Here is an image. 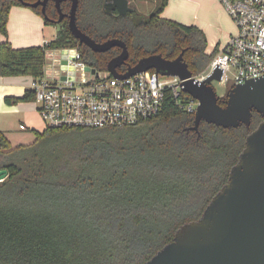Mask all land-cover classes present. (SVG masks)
I'll use <instances>...</instances> for the list:
<instances>
[{"label": "trees", "instance_id": "1", "mask_svg": "<svg viewBox=\"0 0 264 264\" xmlns=\"http://www.w3.org/2000/svg\"><path fill=\"white\" fill-rule=\"evenodd\" d=\"M35 2L36 0H25ZM169 0H158L148 15L138 9L120 15L104 12L105 0H79L77 24L97 42L118 38L138 57L151 54L175 59L183 52L193 75L209 65L202 29L162 16ZM130 5L134 7L131 3ZM18 0H0V74L45 76L49 50L78 48L82 60L98 71L121 52H95L76 39L68 19L57 20L54 2L44 18L59 25L43 45L16 48L9 39V17ZM71 3H62L65 13ZM126 68V67H124ZM127 69V68H126ZM125 70V69H124ZM126 71V70H125ZM8 104L34 101L30 89ZM184 90L168 94L154 118L124 127H46L30 144L13 146L0 130V264H143L185 223L202 217L213 197L228 183L248 135L263 121L253 111L250 126L224 128L202 121L179 103ZM225 99L220 104L225 106Z\"/></svg>", "mask_w": 264, "mask_h": 264}, {"label": "water", "instance_id": "2", "mask_svg": "<svg viewBox=\"0 0 264 264\" xmlns=\"http://www.w3.org/2000/svg\"><path fill=\"white\" fill-rule=\"evenodd\" d=\"M18 1L31 8L41 6L47 20L51 19L46 6L53 1L59 18L52 21L61 23L68 18L71 33L81 44L95 52L121 48L107 65V71L115 77H130L148 70L179 76L183 80V90L199 101L193 130L198 131L202 121L224 128L250 126L253 111L261 114L263 121L248 135L246 147L232 167L228 183L213 197L202 217L183 224L174 239L143 264H264V77L230 88L223 106L212 86V81L221 80L219 68L199 81L193 77L182 52L175 59H166L161 54L144 56L136 64L128 65L123 73L118 68L128 64L127 44L118 38L97 42L83 32L77 24L79 0ZM65 1L71 3L68 13L62 10ZM115 11L125 15L136 8L129 0H105L104 12L113 14ZM63 53L66 64L68 49H63ZM8 174L6 167L0 168V182Z\"/></svg>", "mask_w": 264, "mask_h": 264}, {"label": "built area", "instance_id": "3", "mask_svg": "<svg viewBox=\"0 0 264 264\" xmlns=\"http://www.w3.org/2000/svg\"><path fill=\"white\" fill-rule=\"evenodd\" d=\"M219 2L237 31L217 50L205 71L193 77L205 80L219 68L222 71L219 82L226 87L223 95L217 94L222 100L230 88L264 77V0ZM67 49L66 64L63 55L57 60L49 50L46 68L50 65L54 74L46 69L45 76L34 79L30 85L46 127L134 125L159 115L168 94L178 98L183 92V80L179 76L148 70L130 77H115L109 71H98L86 64L78 48ZM56 62L59 70L55 69ZM179 104L196 113L199 101L190 96V100ZM20 128L27 126L20 124Z\"/></svg>", "mask_w": 264, "mask_h": 264}, {"label": "crops", "instance_id": "4", "mask_svg": "<svg viewBox=\"0 0 264 264\" xmlns=\"http://www.w3.org/2000/svg\"><path fill=\"white\" fill-rule=\"evenodd\" d=\"M170 2L171 0H169V3ZM198 2L199 12L201 15L199 18H201L202 21L198 18L201 23H191L197 25V27L204 31L208 42L207 52L212 53L214 50H218L221 46L226 44L229 38L236 33L237 27L219 0H198ZM166 9L167 8L163 11L162 16L168 18L165 15ZM179 22L191 25V23L188 22ZM44 26V19L32 9L28 7L14 6L11 9L9 17V39L12 45L16 48L43 45L50 40L43 38L40 43L34 42L39 40V32L44 31ZM16 36H20V40H16ZM2 41L3 35L0 33V44ZM49 53H52V56L57 60L64 55L63 51L59 49L49 51ZM33 80L34 78L32 76L27 75L5 77L0 74V130L4 133L8 130H4L2 122L4 118L2 115L6 117L12 112L17 111L19 109L18 107L21 106L26 110H30L32 107L34 109L33 103H35L34 101H28L17 104H8L5 100L6 97L22 96L27 89H30L31 82ZM16 82L20 84L19 86L21 88H18L19 86ZM26 119H28L30 124L34 123L32 116L27 115Z\"/></svg>", "mask_w": 264, "mask_h": 264}, {"label": "rangeland", "instance_id": "5", "mask_svg": "<svg viewBox=\"0 0 264 264\" xmlns=\"http://www.w3.org/2000/svg\"><path fill=\"white\" fill-rule=\"evenodd\" d=\"M130 3L139 10L140 13L148 15L152 11H154L158 6V0H129ZM165 11V15L168 18L175 19L176 21H183V22H194V23H201L199 18L200 12H199V2L198 0H171V2L167 5ZM43 18V16H41ZM198 18L200 20H198ZM44 19V18H43ZM202 21V20H201ZM191 25H195L191 23ZM197 26V25H195ZM45 29L42 32H39V40H36L37 42L34 43H40L43 38L47 40L53 39L58 31H59V25H46ZM16 40H20V36H16ZM130 52V51H129ZM57 57V56H56ZM132 58L138 57V55L132 51L131 56ZM52 60L49 62L51 63ZM56 70L60 69V65L56 62ZM49 72L54 74V70H51L50 65L46 68ZM50 69V70H49ZM29 76V75H27ZM16 84L19 86L16 82ZM212 86L215 88L217 94L219 96L223 95L226 92V87L221 84L218 80L212 81ZM18 88H21L20 86ZM33 107L30 108V110H26L24 107H18L19 109L17 111L12 112L11 114L7 115L6 117L3 116V127L4 130H8L5 132L7 138L12 142L14 146H18L20 144H29L32 143L35 138V131L42 132L46 128V124L44 121H42L40 114H39V104L36 102L33 103ZM32 116V119L34 121L33 124H30L28 122V119H26V116ZM25 124L27 126L26 129H21L20 124Z\"/></svg>", "mask_w": 264, "mask_h": 264}, {"label": "flooded vegetation", "instance_id": "6", "mask_svg": "<svg viewBox=\"0 0 264 264\" xmlns=\"http://www.w3.org/2000/svg\"><path fill=\"white\" fill-rule=\"evenodd\" d=\"M51 2H53V1H49V3H51ZM48 3V4H49ZM48 4H47V6H48ZM47 6H46V8H47ZM41 7V6H40ZM58 18H59V14H58ZM57 18V19H58ZM65 19H66V17H65ZM68 19V18H67ZM124 67H126L127 68V65H123V66H121V67H119L118 69H119V71L120 72H124L125 70H126V68H124ZM125 69V70H124Z\"/></svg>", "mask_w": 264, "mask_h": 264}]
</instances>
